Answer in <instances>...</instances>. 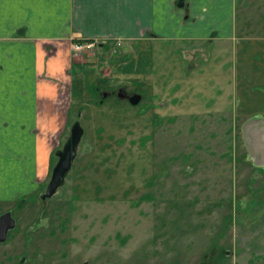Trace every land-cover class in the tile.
Listing matches in <instances>:
<instances>
[{
  "label": "rangeland",
  "instance_id": "374dc122",
  "mask_svg": "<svg viewBox=\"0 0 264 264\" xmlns=\"http://www.w3.org/2000/svg\"><path fill=\"white\" fill-rule=\"evenodd\" d=\"M237 6L233 39L39 47L35 119L0 132V264H264V0Z\"/></svg>",
  "mask_w": 264,
  "mask_h": 264
},
{
  "label": "crops",
  "instance_id": "0c3cea01",
  "mask_svg": "<svg viewBox=\"0 0 264 264\" xmlns=\"http://www.w3.org/2000/svg\"><path fill=\"white\" fill-rule=\"evenodd\" d=\"M238 29L237 0H5L0 10V132H19L35 119L37 106L29 92L40 85L39 47L53 51L59 45L72 49L74 39L128 42L150 36L218 41L235 38ZM48 68L52 72L51 62Z\"/></svg>",
  "mask_w": 264,
  "mask_h": 264
},
{
  "label": "water",
  "instance_id": "95a60500",
  "mask_svg": "<svg viewBox=\"0 0 264 264\" xmlns=\"http://www.w3.org/2000/svg\"><path fill=\"white\" fill-rule=\"evenodd\" d=\"M129 99L132 104H138L141 101V95L134 94ZM81 135L82 128L79 123H76L74 125L73 134L66 142L64 148L56 150L55 154L60 157V160L53 169L51 180L48 183L45 192L42 194V199L45 200L52 197L57 190L65 184L66 178L72 168V162L77 155V148ZM15 226L16 219L10 211H7L0 216V243L7 239L9 231L15 228Z\"/></svg>",
  "mask_w": 264,
  "mask_h": 264
},
{
  "label": "flooded vegetation",
  "instance_id": "af4514ba",
  "mask_svg": "<svg viewBox=\"0 0 264 264\" xmlns=\"http://www.w3.org/2000/svg\"><path fill=\"white\" fill-rule=\"evenodd\" d=\"M90 41H95V40H90ZM96 42H97V41H96ZM71 43H72V44H75V43H82V44H84L85 42H84L83 39H74V40H72ZM72 56L74 57L73 60L75 61V63H83V60H76V59H75V56H74V55H72ZM106 94H107V92H103V94L100 93V95L103 96V97H104V96L106 97ZM119 95L122 96V97L128 98V94H124V93L120 92ZM74 125H75V124H74ZM74 125H73L72 130H71V136H72L73 131H74ZM71 136H70V137H71ZM70 137H69V138H70ZM69 138H68V139H69ZM68 139H67V141H68ZM67 141H66V142H67ZM66 142L64 143L63 148H64ZM61 149H62V148H61ZM56 156H57V158H58V160H57V162H56V164H57V163L59 162V160H60V157H59L58 155H56ZM56 164L53 166V169H54V167L56 166ZM52 173H53V170H52ZM61 187H62V186H61ZM61 187H60V188H61Z\"/></svg>",
  "mask_w": 264,
  "mask_h": 264
},
{
  "label": "built area",
  "instance_id": "2783aa9c",
  "mask_svg": "<svg viewBox=\"0 0 264 264\" xmlns=\"http://www.w3.org/2000/svg\"><path fill=\"white\" fill-rule=\"evenodd\" d=\"M96 44V41H88V42H85L84 44L82 43H75V44H72V49L74 51H77L76 54H73L74 56H81L82 52L85 50L86 47L90 48V47H94Z\"/></svg>",
  "mask_w": 264,
  "mask_h": 264
},
{
  "label": "snow or ice",
  "instance_id": "6c2138e0",
  "mask_svg": "<svg viewBox=\"0 0 264 264\" xmlns=\"http://www.w3.org/2000/svg\"><path fill=\"white\" fill-rule=\"evenodd\" d=\"M4 2H5V0H0V10H2Z\"/></svg>",
  "mask_w": 264,
  "mask_h": 264
},
{
  "label": "trees",
  "instance_id": "16d2710c",
  "mask_svg": "<svg viewBox=\"0 0 264 264\" xmlns=\"http://www.w3.org/2000/svg\"><path fill=\"white\" fill-rule=\"evenodd\" d=\"M84 40V42H88V41H90V39H83Z\"/></svg>",
  "mask_w": 264,
  "mask_h": 264
},
{
  "label": "bare ground",
  "instance_id": "6f19581e",
  "mask_svg": "<svg viewBox=\"0 0 264 264\" xmlns=\"http://www.w3.org/2000/svg\"><path fill=\"white\" fill-rule=\"evenodd\" d=\"M252 142V141H251ZM253 145V144H252ZM257 152V151H256ZM261 156V155H260ZM255 158V157H254ZM264 158V157H263Z\"/></svg>",
  "mask_w": 264,
  "mask_h": 264
}]
</instances>
